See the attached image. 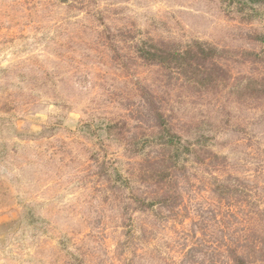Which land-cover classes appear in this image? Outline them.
I'll use <instances>...</instances> for the list:
<instances>
[{"label": "rangeland", "instance_id": "obj_1", "mask_svg": "<svg viewBox=\"0 0 264 264\" xmlns=\"http://www.w3.org/2000/svg\"><path fill=\"white\" fill-rule=\"evenodd\" d=\"M199 44L201 73L151 58ZM171 176L179 198L148 207ZM263 243L264 0H0V264H233Z\"/></svg>", "mask_w": 264, "mask_h": 264}, {"label": "trees", "instance_id": "obj_2", "mask_svg": "<svg viewBox=\"0 0 264 264\" xmlns=\"http://www.w3.org/2000/svg\"><path fill=\"white\" fill-rule=\"evenodd\" d=\"M199 48L196 50H188L185 52H176L174 54L171 53H152L151 58L152 60H158L157 62L164 63V62H175L178 65H186L190 68H194L193 71H198L201 73V68L198 66L194 67V63H192V57H201L204 58H214V54L216 53L215 49L212 48H205L202 45H198ZM205 74H208V72H205ZM161 120L163 121L162 124L158 125V128L161 129L160 131H165L166 123L163 118V116H160ZM160 144L163 148L168 150H173L175 152V156L177 157L179 154L183 153L184 150H187L186 152L190 151L189 148H185L183 145V140L180 136L177 134H171L167 133L164 136V134L159 135ZM185 153V152H184ZM163 165V164H162ZM163 168V167H162ZM164 169V168H163ZM163 170L161 169L160 172ZM168 176V175H167ZM166 179L162 181L164 183L162 186L163 194L158 197L157 199H154L148 203L149 206H153V204L157 203L161 206L168 207L169 202H172L173 200H177L179 198L175 190L172 189L173 183L176 182V179L174 177H169L170 179ZM161 183V184H162ZM160 184V183H159ZM246 249V248H245ZM232 253V263L233 264H264V243L261 246L255 245L254 247H247V252H243V254L236 248L231 251ZM253 254V255H252ZM260 255V259L256 260V256ZM251 256L254 257V259H251ZM259 258V257H258Z\"/></svg>", "mask_w": 264, "mask_h": 264}]
</instances>
